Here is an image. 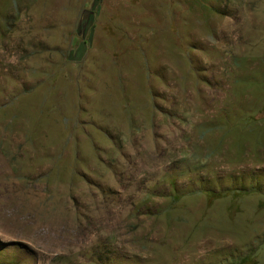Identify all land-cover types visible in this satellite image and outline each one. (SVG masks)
Masks as SVG:
<instances>
[{
  "label": "rangeland",
  "instance_id": "1",
  "mask_svg": "<svg viewBox=\"0 0 264 264\" xmlns=\"http://www.w3.org/2000/svg\"><path fill=\"white\" fill-rule=\"evenodd\" d=\"M0 264H264V0H0Z\"/></svg>",
  "mask_w": 264,
  "mask_h": 264
}]
</instances>
